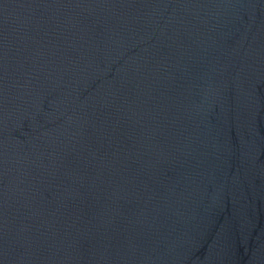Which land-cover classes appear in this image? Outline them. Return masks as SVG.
<instances>
[{"label": "water", "instance_id": "1", "mask_svg": "<svg viewBox=\"0 0 264 264\" xmlns=\"http://www.w3.org/2000/svg\"><path fill=\"white\" fill-rule=\"evenodd\" d=\"M0 264H264V0H0Z\"/></svg>", "mask_w": 264, "mask_h": 264}]
</instances>
